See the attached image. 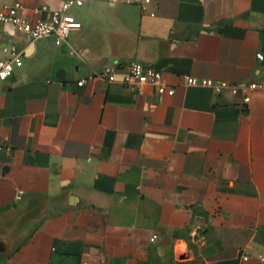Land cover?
I'll list each match as a JSON object with an SVG mask.
<instances>
[{
    "label": "crops",
    "instance_id": "crops-1",
    "mask_svg": "<svg viewBox=\"0 0 264 264\" xmlns=\"http://www.w3.org/2000/svg\"><path fill=\"white\" fill-rule=\"evenodd\" d=\"M15 3L34 21L61 0L0 10ZM70 12L81 27L58 45L0 24V44L23 49L0 96V264H254L264 90L243 106L181 75L264 81V0H86ZM131 61L161 71L173 95L125 85ZM105 67L114 81L96 75Z\"/></svg>",
    "mask_w": 264,
    "mask_h": 264
},
{
    "label": "built area",
    "instance_id": "built-area-1",
    "mask_svg": "<svg viewBox=\"0 0 264 264\" xmlns=\"http://www.w3.org/2000/svg\"><path fill=\"white\" fill-rule=\"evenodd\" d=\"M85 1L61 0L59 8L52 11L48 19H36L34 21L17 13L20 7L19 3H15L11 7H4V9L0 10V24L3 25L2 33L5 37H11L15 32H18L27 35L32 40L53 37L57 45L61 44L67 40L71 31L81 27V22L70 12V9L74 6L83 5ZM146 1L129 0V2L136 3L141 7H144ZM22 57L23 49H20L15 44H0V96L4 91L5 82L12 76L15 68L22 66ZM256 57L259 60L264 59V55L261 52L257 53ZM126 69L127 74L122 80L125 85L132 88L150 85L158 95H173V87L165 81L161 71L152 66L131 61L126 65ZM96 75L110 82L115 80L113 69L110 67L103 68ZM181 78L186 85L209 87L216 94L228 91L232 95H239L243 106L250 101L251 91L264 90V81L233 83L224 80L215 81L212 78L206 77L199 78L189 74H183ZM82 83V80L77 81L78 85H82ZM155 238L156 235H152L151 240ZM254 264H264V255L257 258Z\"/></svg>",
    "mask_w": 264,
    "mask_h": 264
},
{
    "label": "water",
    "instance_id": "water-1",
    "mask_svg": "<svg viewBox=\"0 0 264 264\" xmlns=\"http://www.w3.org/2000/svg\"><path fill=\"white\" fill-rule=\"evenodd\" d=\"M57 77L59 78H64V71L63 70H59L56 74Z\"/></svg>",
    "mask_w": 264,
    "mask_h": 264
}]
</instances>
